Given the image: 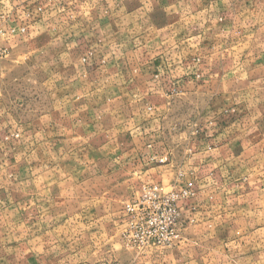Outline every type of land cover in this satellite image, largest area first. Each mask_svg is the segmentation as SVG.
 <instances>
[{
    "label": "crops",
    "instance_id": "crops-1",
    "mask_svg": "<svg viewBox=\"0 0 264 264\" xmlns=\"http://www.w3.org/2000/svg\"><path fill=\"white\" fill-rule=\"evenodd\" d=\"M0 29V77L35 69L31 111L0 88V264L120 257L143 183L194 196L134 264H264V0H0Z\"/></svg>",
    "mask_w": 264,
    "mask_h": 264
},
{
    "label": "built area",
    "instance_id": "built-area-1",
    "mask_svg": "<svg viewBox=\"0 0 264 264\" xmlns=\"http://www.w3.org/2000/svg\"><path fill=\"white\" fill-rule=\"evenodd\" d=\"M6 54L0 44V58ZM193 196L190 185L165 189L153 183L142 184L137 195L123 205L122 241L138 248L175 247L183 223L180 202Z\"/></svg>",
    "mask_w": 264,
    "mask_h": 264
},
{
    "label": "rangeland",
    "instance_id": "rangeland-1",
    "mask_svg": "<svg viewBox=\"0 0 264 264\" xmlns=\"http://www.w3.org/2000/svg\"><path fill=\"white\" fill-rule=\"evenodd\" d=\"M4 49L6 50L7 54L6 56L0 58V64L9 58V54H10L9 48H4ZM32 66H33L32 64H29L28 67H26L23 64L21 65L11 64L10 68L5 70L6 76L0 77V88L6 90V93H7L5 102L9 107L13 109V112H20V110L22 112L23 110H26L27 112H29V110L31 111L33 109L32 108L33 99H34L33 85L30 84L29 86H27L24 83L18 84L16 80L20 77L24 78L25 76L29 78L33 77L35 69L33 70ZM18 96L21 97L22 101L18 100L19 98ZM139 189L136 191L137 193L139 192ZM133 198L131 197L129 198V196L124 198L123 205ZM122 230H123V223H120L118 224V226H116V229L113 231V234H112V236H115L118 239V242L122 249V251H120V254H121L120 257L117 255L116 257H114V254H119V249H116L115 246L113 245H106L103 250L101 249L103 255L99 258L100 260L98 261V263L91 262L90 264H134L131 259V256L144 257L147 251L161 249V248L152 249V247L138 248V247L126 246L125 243L122 241V237H121ZM114 258H116V261H114ZM3 263L13 264V262H8V261L6 262L3 261ZM77 264L79 263L77 262Z\"/></svg>",
    "mask_w": 264,
    "mask_h": 264
}]
</instances>
